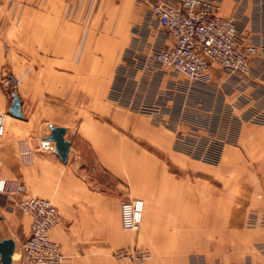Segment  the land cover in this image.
I'll return each mask as SVG.
<instances>
[{
	"label": "crops",
	"instance_id": "obj_1",
	"mask_svg": "<svg viewBox=\"0 0 264 264\" xmlns=\"http://www.w3.org/2000/svg\"><path fill=\"white\" fill-rule=\"evenodd\" d=\"M217 1L219 15L235 18L243 40L259 44L249 73L230 80L242 87L247 100L241 99L248 106L262 109L264 0ZM73 6L69 1L61 10L59 26L73 21ZM163 43L170 46L172 39L165 34ZM77 57L75 52L68 59ZM211 69L224 82V71L214 65ZM65 74L78 75L79 69ZM1 78L0 70V178L20 186L17 200L44 198L55 206L58 223L49 237L58 244L64 264H264V123H242L235 142L223 147L220 163L211 166L176 151L174 135L167 129L159 132L151 126L147 135L132 130L134 115L109 98L111 82L99 100L109 115H77L69 128L66 122L34 117L35 110L21 95L22 119L9 115ZM74 104L88 108L96 102L76 98ZM51 123L66 129L65 138L71 129L66 163L41 147L39 133ZM140 138L156 146L163 140L165 147L150 149ZM82 143L117 190L125 188L126 193L93 187L95 173H86L77 161L85 154L78 148ZM127 197L143 201L142 221L134 242L119 245L120 204ZM30 224L29 215L0 198V236L15 243L12 264H21ZM119 250L125 255L115 256Z\"/></svg>",
	"mask_w": 264,
	"mask_h": 264
},
{
	"label": "rangeland",
	"instance_id": "obj_2",
	"mask_svg": "<svg viewBox=\"0 0 264 264\" xmlns=\"http://www.w3.org/2000/svg\"><path fill=\"white\" fill-rule=\"evenodd\" d=\"M69 1L74 2L69 15L72 24L59 26L61 10ZM158 1L0 0L1 87L9 103L15 91L32 105L37 119L66 122L72 128L70 121L77 115H109L99 100L111 82L109 98L134 115L130 127L146 135L151 126L159 132L167 129L174 135L176 151L206 165H218L223 147L235 142L238 127L245 122L258 125L251 119L263 108L248 106L242 87L231 82L235 76L224 70V82L210 69L209 80L193 84L157 63L155 52L166 47V33L151 14V6ZM75 52L77 59H68ZM72 68L79 69V74H65ZM76 98L91 99L96 105H73ZM48 125L39 137L48 134ZM68 133L65 139L70 142L71 129ZM140 142L153 150L165 147L163 140L158 146L144 138ZM82 146L78 145L79 151L85 154L77 161L86 173H95L96 183L89 179L93 187L126 193L125 188L117 190L96 157ZM18 193L13 200L1 199L19 210ZM130 199L134 198L124 201ZM260 225L264 228V219ZM134 233L121 228L118 244L133 243ZM123 255L121 250L115 253Z\"/></svg>",
	"mask_w": 264,
	"mask_h": 264
},
{
	"label": "built area",
	"instance_id": "obj_3",
	"mask_svg": "<svg viewBox=\"0 0 264 264\" xmlns=\"http://www.w3.org/2000/svg\"><path fill=\"white\" fill-rule=\"evenodd\" d=\"M217 0H159L151 6L157 24L172 39V44L155 52L157 63L191 83L209 80L211 67L218 66L232 76H245L258 54L259 44L246 42L239 34L235 18L221 17ZM264 123L263 110L252 116ZM4 133L0 115V138ZM20 186L0 178V198L11 199ZM31 219L29 236L21 245V264H64L59 246L49 237L58 223L55 206L47 199L27 197L16 202ZM143 201L130 199L120 205L123 230L136 231L142 221Z\"/></svg>",
	"mask_w": 264,
	"mask_h": 264
},
{
	"label": "water",
	"instance_id": "obj_4",
	"mask_svg": "<svg viewBox=\"0 0 264 264\" xmlns=\"http://www.w3.org/2000/svg\"><path fill=\"white\" fill-rule=\"evenodd\" d=\"M12 99L8 106V113L14 118L22 119L20 111V99L11 93ZM48 134L41 136V147L52 150L62 163H66L70 142L65 139L66 129L60 126L48 125ZM15 252V243L12 239H4L0 236V264H12Z\"/></svg>",
	"mask_w": 264,
	"mask_h": 264
}]
</instances>
